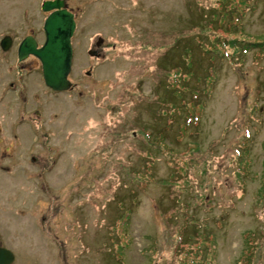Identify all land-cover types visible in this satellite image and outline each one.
I'll list each match as a JSON object with an SVG mask.
<instances>
[{"label":"rangeland","instance_id":"rangeland-1","mask_svg":"<svg viewBox=\"0 0 264 264\" xmlns=\"http://www.w3.org/2000/svg\"><path fill=\"white\" fill-rule=\"evenodd\" d=\"M45 1L0 0L14 264H264V0H63L77 15L63 92L17 58L44 40Z\"/></svg>","mask_w":264,"mask_h":264},{"label":"water","instance_id":"water-1","mask_svg":"<svg viewBox=\"0 0 264 264\" xmlns=\"http://www.w3.org/2000/svg\"><path fill=\"white\" fill-rule=\"evenodd\" d=\"M42 10L49 13L44 22L45 43L38 48L37 41L29 36L20 44L18 55L23 61L34 56L42 64L44 82L53 91L63 92L72 89L69 75L73 64V45L77 25L75 15L66 8L63 0L45 1ZM12 39L6 37L1 46L4 51L10 49ZM91 56L95 53L90 52ZM97 56V54H96ZM15 256L12 251L0 248V264H12Z\"/></svg>","mask_w":264,"mask_h":264},{"label":"flooded vegetation","instance_id":"flooded-vegetation-1","mask_svg":"<svg viewBox=\"0 0 264 264\" xmlns=\"http://www.w3.org/2000/svg\"><path fill=\"white\" fill-rule=\"evenodd\" d=\"M49 1H55V0H49ZM66 3V2H65ZM66 8L69 10V11H71L74 15H75V22H76V25H77V15H76V13H74V11H73V9H71V8H69L68 7V5L66 4ZM48 15H49V13H48ZM44 30V29H43ZM29 36H32L36 41H37V43H38V48H40V47H42L43 46V44L45 43V40H46V37H44V40L43 41H39V40H37L36 39V37L34 36V35H28L27 37H29ZM44 36H45V33H44ZM26 37V38H27ZM11 38V37H10ZM25 38V39H26ZM12 39V38H11ZM4 40V39H3ZM2 40V41H3ZM2 41H1V43H2ZM24 41V40H23ZM22 41V42H23ZM13 42H14V40L12 39V45H13ZM21 42V43H22ZM1 43H0V45H1ZM20 43V44H21ZM20 44H19V46H20ZM101 44L102 43H100V40L98 41V44H97V47H100L101 46ZM11 45V46H12ZM73 45V44H72ZM19 46H18V50H19ZM1 48H2V46H1ZM11 48V47H10ZM3 49V48H2ZM97 49H99V48H97ZM18 50H17V58H18V61L20 62V64H22V63H24L25 61H27L28 59H33L34 61H36V63L38 62L40 65H41V70H42V64H41V62H40V60L39 59H37L36 57H34V56H29L28 58H26L25 60H23V61H20L19 60V55H18ZM8 51V50H7ZM97 51V52H96ZM73 52H74V48H73ZM93 53H95V56H96V54H97V57H98V55H100L99 54V52H98V50H95V51H93ZM73 58H74V55H73ZM33 67V66H32ZM32 67H30V68H32ZM28 70V68H27V66H23V67H18V68H16V75H22L23 74V72L24 71H27ZM42 75H43V72H42ZM43 80H44V78H43ZM45 83V82H44ZM9 87H11V89H13V88H16V84L15 83H10V85H9ZM73 88V87H72ZM3 98H4V95H3ZM26 122H28L27 120L26 121H20V123L21 124H23V123H26ZM33 133L34 134H37V132H34L33 131ZM20 137L18 136V133L17 132H12V134H10V135H8V133H2L1 131H0V145L2 144V143H4L5 142V140H9V139H19ZM2 145H4V144H2ZM31 160H32V163H34V164H36L35 162H36V158L35 157H32L31 158ZM2 170H5V171H10L11 169H5V168H1ZM41 202H43V201H41ZM3 235H2V230L0 229V248H4V249H8V248H6L5 246H4V243H3V237H2ZM9 250V249H8ZM11 251V250H10ZM15 256V255H14ZM15 260H16V257H15ZM15 260H14V262H15ZM14 262L12 263V264H14Z\"/></svg>","mask_w":264,"mask_h":264},{"label":"trees","instance_id":"trees-1","mask_svg":"<svg viewBox=\"0 0 264 264\" xmlns=\"http://www.w3.org/2000/svg\"><path fill=\"white\" fill-rule=\"evenodd\" d=\"M225 1H228V2L231 1V2L233 3V2H235L236 0H225ZM246 1H247V0H245L244 2L246 3ZM233 4H235V3H233ZM211 12H212V10H211ZM226 14H228V13L225 12V18L227 17ZM228 15H229V14H228ZM231 43L235 46V49H237V48H236V44L233 43V42H231ZM261 45H263V47H264V43H261ZM242 156H245L246 159H247V157H248V150H243V151H242ZM240 166H241V164H240ZM239 175H240V174H239ZM262 183H263V182H262ZM262 186H263V185H262ZM263 193H264V192H261V194H260V198H262ZM262 201H264V200H262ZM187 253H188V254H187V257H189L190 254H189V252H187ZM190 261H191V262H190L191 264H195V261H194L193 258H192Z\"/></svg>","mask_w":264,"mask_h":264}]
</instances>
